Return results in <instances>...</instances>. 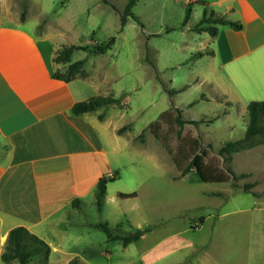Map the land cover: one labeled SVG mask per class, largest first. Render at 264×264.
<instances>
[{"label": "rangeland", "instance_id": "1", "mask_svg": "<svg viewBox=\"0 0 264 264\" xmlns=\"http://www.w3.org/2000/svg\"><path fill=\"white\" fill-rule=\"evenodd\" d=\"M126 1L27 0L22 24L34 31L35 19L64 18L80 31L81 43L115 36L105 67L114 75V93L126 97L127 138L144 148L115 154L118 174L108 179L100 210L94 195L84 199L77 217L87 224L78 254L89 264H264V143L220 155L225 141L243 136L247 112L233 109L230 119L219 117L222 106L201 99L202 85L185 84L193 76L189 57L200 45L197 33L185 28L198 21L202 6L191 2L183 24L185 0H137L132 11L141 24L128 17L120 29ZM20 11L21 0H0L3 22L20 19ZM80 54L74 51L72 59ZM177 110L183 123L175 119ZM199 151L209 171L247 175L206 182L193 167L180 175ZM247 182L254 185L244 190ZM117 190L136 194L120 198ZM97 222L119 224L120 232L136 238L126 246L109 240L89 224ZM70 252L55 249L48 264H67Z\"/></svg>", "mask_w": 264, "mask_h": 264}, {"label": "crops", "instance_id": "2", "mask_svg": "<svg viewBox=\"0 0 264 264\" xmlns=\"http://www.w3.org/2000/svg\"><path fill=\"white\" fill-rule=\"evenodd\" d=\"M202 1L241 27L219 25L210 35L191 29L197 21L186 26L200 39L195 52L210 53L191 58L193 76L185 84L202 85L201 99L222 106L219 117L230 119L233 109L244 115L250 100H264V0ZM27 18L10 23L0 18V253L8 231L22 225L50 245L48 261L55 249L70 248L67 264L73 257L89 264L76 250L87 222L79 220L80 209L71 200L84 204L99 177L118 174L115 154L144 148L127 138L131 127L117 132L130 122L126 97L120 105L71 112L75 102L94 95L119 97L105 67L106 50L79 49L84 73L68 81L56 78L55 68L65 65L53 61L56 50L83 44L81 33L64 18L35 19L33 31L22 25ZM85 39L83 45L95 41Z\"/></svg>", "mask_w": 264, "mask_h": 264}, {"label": "trees", "instance_id": "3", "mask_svg": "<svg viewBox=\"0 0 264 264\" xmlns=\"http://www.w3.org/2000/svg\"><path fill=\"white\" fill-rule=\"evenodd\" d=\"M136 1L137 0L126 1L120 14V29L123 27L128 17H131L132 19L137 21V17L132 11V7L135 5ZM191 2H196L203 6L201 17L191 27L192 30H195L197 32L206 31L210 35H215L219 25H228L235 29H239L241 27L239 21L227 18L223 13L214 10L213 8H209L207 2L202 0L187 1L185 15L182 20L183 24L187 22L190 15ZM26 7L27 0H21V20H23L25 17ZM137 22L141 24L140 21ZM114 40L115 36H110L105 41H94L86 45L69 44L60 46L55 52L53 61L55 63L65 64V66L63 69L55 68V70L53 71V76L68 81L72 79L76 74H83L84 72L82 70V66L84 63V59L79 58L73 60V52L79 49L85 50L87 52H103L104 50H107L112 46ZM204 53H210V50L206 48L204 50L194 52L190 55L189 58H195L203 55ZM122 99V96L114 97L112 95H94L84 100L75 102L71 107V112L73 114H80L86 111L94 110L95 108L100 106L120 105ZM246 112L248 121L243 136L234 140L225 141L218 150V153L220 155L226 153L227 157H229L232 152L264 143V100H250L246 105ZM99 117H101V115H99ZM175 119L178 123L184 122V120L180 118L179 110H177ZM128 125L130 124L128 123L121 126L117 129V132H122L125 128L128 127ZM153 133L155 137L158 136L155 130H153ZM138 137H143V131L138 134ZM172 158L177 160V158L173 156ZM192 167L196 170V173L199 175L201 180L206 182L226 181L229 177L228 174H230L232 178L247 175L243 172L236 174L231 168H227L226 173L212 171L213 169L209 171L205 163L203 162L202 151L194 153L190 157V160L185 164V166H181L180 175L185 174ZM108 179L105 176L99 177L93 191L95 203L98 210H100L102 206ZM253 185L254 182L244 183V190H248ZM135 194V192H117V196L120 198L131 197ZM71 205L77 209H80L83 205V201L76 197L71 200ZM90 225L102 231L105 234L106 238L109 240L120 239L124 246H126L132 239L136 238L132 234H123L122 232H120L119 224H116L114 227L110 226L107 222L90 223ZM49 253L50 245L44 239L29 231L25 226L19 225L11 228L8 231L3 250L0 253V259L5 264H10L13 260H15L17 264H30L34 260H38L39 262L44 264L48 262ZM68 264H78V259L76 257H73L68 261Z\"/></svg>", "mask_w": 264, "mask_h": 264}, {"label": "water", "instance_id": "4", "mask_svg": "<svg viewBox=\"0 0 264 264\" xmlns=\"http://www.w3.org/2000/svg\"><path fill=\"white\" fill-rule=\"evenodd\" d=\"M133 235H134V236H136V235H137V233H134Z\"/></svg>", "mask_w": 264, "mask_h": 264}, {"label": "built area", "instance_id": "5", "mask_svg": "<svg viewBox=\"0 0 264 264\" xmlns=\"http://www.w3.org/2000/svg\"><path fill=\"white\" fill-rule=\"evenodd\" d=\"M83 43H85V41H83Z\"/></svg>", "mask_w": 264, "mask_h": 264}]
</instances>
